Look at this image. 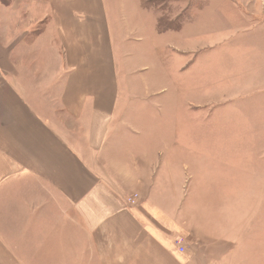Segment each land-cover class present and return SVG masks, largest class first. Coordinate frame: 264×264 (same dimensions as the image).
<instances>
[{
  "label": "crops",
  "instance_id": "obj_1",
  "mask_svg": "<svg viewBox=\"0 0 264 264\" xmlns=\"http://www.w3.org/2000/svg\"><path fill=\"white\" fill-rule=\"evenodd\" d=\"M126 1L0 0V264H264L263 138L170 121L146 52L187 29L198 55L232 31L249 53L263 5L206 0L157 32Z\"/></svg>",
  "mask_w": 264,
  "mask_h": 264
},
{
  "label": "rangeland",
  "instance_id": "obj_2",
  "mask_svg": "<svg viewBox=\"0 0 264 264\" xmlns=\"http://www.w3.org/2000/svg\"><path fill=\"white\" fill-rule=\"evenodd\" d=\"M219 1L213 2L219 4ZM233 1L235 8H240L242 4L246 7V0ZM128 2L133 3L130 0ZM251 2L252 8L264 7L262 0ZM207 3L206 0H141V5L146 9L157 12L156 17L154 16L157 32L182 29L186 21L189 23L198 19L196 16L192 19L193 9L197 8L194 7L197 5L203 8ZM127 8H130L129 4ZM109 12L111 13V8ZM139 14L138 26L141 23L147 27L152 25L150 19ZM232 32L230 36L233 37L228 45L221 48L204 46L221 43L228 35L218 34L217 39L212 42L202 37L200 55L192 50L191 30L186 29L183 39L174 42L175 44L169 45L171 40L163 39L168 41V47L156 43L162 42L161 40L151 38L153 45L146 51L150 60L153 59L151 71L155 75H162L160 87L165 88L164 95L169 98L165 112L169 114L170 121L194 124L195 136L199 131L202 137L231 136L237 139L248 137L264 140V44L258 48L257 43H254L249 47L251 52L242 54V45L239 44L241 35L238 31ZM257 37L255 35L254 39ZM125 52L128 54L127 50ZM139 69L137 73H146ZM244 71L250 78L253 75L261 78L250 79L249 84L244 86L247 81H242ZM185 241L187 242L186 239ZM182 245L185 247V244Z\"/></svg>",
  "mask_w": 264,
  "mask_h": 264
},
{
  "label": "built area",
  "instance_id": "obj_3",
  "mask_svg": "<svg viewBox=\"0 0 264 264\" xmlns=\"http://www.w3.org/2000/svg\"><path fill=\"white\" fill-rule=\"evenodd\" d=\"M136 197H138V195H134L132 198L129 199L128 202H129L130 204H134V201L137 199ZM182 244H183V239L180 238V239H178V240L176 241V245H177V247H178L177 249H178V252H179V253H184V252H185V249H186V248H184Z\"/></svg>",
  "mask_w": 264,
  "mask_h": 264
}]
</instances>
